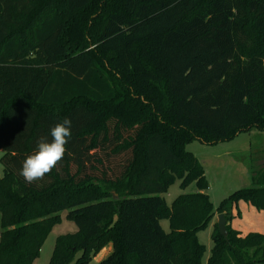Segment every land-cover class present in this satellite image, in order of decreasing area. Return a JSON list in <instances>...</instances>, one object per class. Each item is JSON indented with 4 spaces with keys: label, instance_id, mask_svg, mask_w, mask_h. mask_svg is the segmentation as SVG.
<instances>
[{
    "label": "trees",
    "instance_id": "trees-1",
    "mask_svg": "<svg viewBox=\"0 0 264 264\" xmlns=\"http://www.w3.org/2000/svg\"><path fill=\"white\" fill-rule=\"evenodd\" d=\"M65 118L63 159L28 183L22 163ZM264 131V0H0V264H33L59 214L77 231L50 264H264V235L229 226L264 211V166L219 207L193 140ZM176 179L196 192L168 207ZM166 219L169 232L161 227Z\"/></svg>",
    "mask_w": 264,
    "mask_h": 264
},
{
    "label": "rangeland",
    "instance_id": "rangeland-1",
    "mask_svg": "<svg viewBox=\"0 0 264 264\" xmlns=\"http://www.w3.org/2000/svg\"><path fill=\"white\" fill-rule=\"evenodd\" d=\"M185 151L191 153L201 164L207 184V189L204 192L208 195L214 210H216L224 200L236 191L251 187L247 175L249 166L251 167L253 163L257 165L262 161L261 166H264V131L252 129L249 132L239 134L230 141L214 145H205L198 140H193L186 145ZM2 176L3 166L0 163V178ZM180 184L181 181L176 179L167 192L160 196L168 207L178 196L192 194L197 191L195 183H190L184 188ZM245 205L243 202L239 203L235 211L246 213V210H244ZM66 214L67 212L59 214V222L50 231L38 258L33 264H50L56 239L77 231L74 223L66 219ZM160 224L162 230L168 233V221L163 219ZM212 232L213 230L209 225L198 234L199 242L205 247L203 264H206L212 250ZM107 250L111 251L110 245L102 248L89 264H100L106 257Z\"/></svg>",
    "mask_w": 264,
    "mask_h": 264
},
{
    "label": "clouds",
    "instance_id": "clouds-1",
    "mask_svg": "<svg viewBox=\"0 0 264 264\" xmlns=\"http://www.w3.org/2000/svg\"><path fill=\"white\" fill-rule=\"evenodd\" d=\"M71 120L65 118L51 128V141L41 138L37 149L22 163L20 175L28 183L43 179L63 159L72 131Z\"/></svg>",
    "mask_w": 264,
    "mask_h": 264
},
{
    "label": "crops",
    "instance_id": "crops-1",
    "mask_svg": "<svg viewBox=\"0 0 264 264\" xmlns=\"http://www.w3.org/2000/svg\"><path fill=\"white\" fill-rule=\"evenodd\" d=\"M261 163L259 162L257 165L253 163L251 167L249 166L247 175L251 183L253 179V174H252L253 170L261 167ZM258 165L260 166L258 167ZM244 210H246V213H242L241 211L240 213H238V211L235 210L232 211V219L229 222V226L231 227V229H233L236 232H239L242 237L250 233H257L264 235V211H257L250 205L247 206V204L244 206ZM217 216L218 215L214 217V219L210 224L212 230L214 224L217 223ZM109 253L110 251L107 250V255Z\"/></svg>",
    "mask_w": 264,
    "mask_h": 264
},
{
    "label": "water",
    "instance_id": "water-1",
    "mask_svg": "<svg viewBox=\"0 0 264 264\" xmlns=\"http://www.w3.org/2000/svg\"><path fill=\"white\" fill-rule=\"evenodd\" d=\"M217 229H218V233L221 237H223L224 239H226L227 237V231H226V220L224 218L223 215H218L217 216Z\"/></svg>",
    "mask_w": 264,
    "mask_h": 264
}]
</instances>
